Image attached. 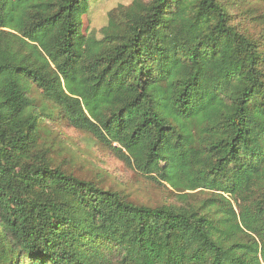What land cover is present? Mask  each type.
<instances>
[{
  "label": "trees",
  "instance_id": "obj_1",
  "mask_svg": "<svg viewBox=\"0 0 264 264\" xmlns=\"http://www.w3.org/2000/svg\"><path fill=\"white\" fill-rule=\"evenodd\" d=\"M96 1L0 0V264H264V0H131L100 37ZM60 122L179 205L53 167Z\"/></svg>",
  "mask_w": 264,
  "mask_h": 264
},
{
  "label": "rangeland",
  "instance_id": "obj_2",
  "mask_svg": "<svg viewBox=\"0 0 264 264\" xmlns=\"http://www.w3.org/2000/svg\"><path fill=\"white\" fill-rule=\"evenodd\" d=\"M131 0H98L89 14L82 17L83 34L95 33L106 25L107 13L119 5L127 6ZM52 130L45 138L51 149V164L85 181L98 184L105 190L121 193L128 202L138 206L158 207L179 205L168 188H163L129 168L106 147L96 143L88 134L67 127L63 123L51 124ZM198 194L197 198H205Z\"/></svg>",
  "mask_w": 264,
  "mask_h": 264
}]
</instances>
